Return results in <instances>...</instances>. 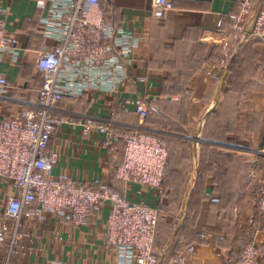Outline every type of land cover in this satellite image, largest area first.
I'll return each mask as SVG.
<instances>
[{"label": "crops", "instance_id": "crops-1", "mask_svg": "<svg viewBox=\"0 0 264 264\" xmlns=\"http://www.w3.org/2000/svg\"><path fill=\"white\" fill-rule=\"evenodd\" d=\"M173 1L174 8L158 19L152 16V0H101L105 21L140 43L123 60L127 78L116 93L83 91L61 102L59 110L74 124L62 127L50 142L49 151L59 154L53 175L86 186L110 184L131 201L159 203L178 213L162 217L159 264L184 258L191 264H225L252 241L261 246L259 264H264V224L257 210L264 176V45L233 38L242 0ZM50 8L51 3L38 7L37 0H0V21L19 42L18 58L6 54L0 62V73L11 85L0 90V116L24 120L37 105L43 83L38 51L57 44L45 24ZM246 50L253 53L250 61ZM178 73L184 90L164 93ZM138 100L173 122L174 133L141 123L134 113ZM88 120L173 140L166 141L171 166L162 193L116 183L113 160L122 152L115 155L104 147L100 133L86 135L79 123ZM16 195L13 183L0 178V232L6 238L0 264H116L115 252L106 245L107 210L83 225L71 217L23 215L18 246L11 248L15 221L5 212ZM36 210L34 204L26 209Z\"/></svg>", "mask_w": 264, "mask_h": 264}, {"label": "built area", "instance_id": "built-area-1", "mask_svg": "<svg viewBox=\"0 0 264 264\" xmlns=\"http://www.w3.org/2000/svg\"><path fill=\"white\" fill-rule=\"evenodd\" d=\"M101 0H37L40 8L51 3L45 21L47 33L57 42L52 48L38 51L36 67L43 76L35 109L21 118L0 116V178L9 180L17 195L9 199L5 216L15 221L11 248L18 246V229L23 215L51 214L71 217L83 225L96 214L107 210L106 245L115 252L116 264H159L156 233L159 208L134 202L125 193L107 186L94 190L68 178L53 175L59 154L49 151L53 136L64 126L74 124L59 106L69 94L83 91L116 93L127 78L123 60L140 43L134 34L119 30L105 21ZM152 16L164 18L174 8L173 0H152ZM253 23L251 32L247 31ZM233 38H249L264 45V0H242L234 17ZM6 54L19 55V42L9 35L0 21V62ZM0 73V90L10 88ZM134 112L143 123L148 115L145 100L135 102ZM87 135H102V144L111 151L124 146L123 160L112 166L116 178L125 185H138L156 192L161 190L168 164V149L156 135L139 128L118 131L93 120L79 123ZM36 205L35 212L26 209ZM264 219V176L259 178L258 207ZM6 231V228H5ZM0 232V245L5 242ZM194 248L190 247L192 254ZM262 248L248 243L242 254L225 264H259ZM56 264H65L57 262ZM169 264H191L189 259Z\"/></svg>", "mask_w": 264, "mask_h": 264}, {"label": "trees", "instance_id": "trees-1", "mask_svg": "<svg viewBox=\"0 0 264 264\" xmlns=\"http://www.w3.org/2000/svg\"><path fill=\"white\" fill-rule=\"evenodd\" d=\"M245 56H246V59L248 61L252 60L253 59V53L252 52H249L248 50L245 51ZM41 74V73H40ZM184 77H182V74L181 73H178V77H171L170 80H171V83L170 84H165V86L163 87V91L164 93L166 92V94H170L171 96L174 95L175 93L177 92H182L184 90V87H185V81H183ZM183 81V82H182ZM65 99V98H64ZM153 104V103H152ZM148 115L147 117L145 118V120L143 121V124L146 126H151L153 128H155L156 130L158 131H163V132H166V133H174V130H175V126H174V123L171 122V121H168V120H165L166 118H163L162 116L159 118L157 117V114L154 113V110H152V107H150L148 109ZM135 113V112H134ZM118 130V129H117ZM118 131H123V130H118ZM149 134H153V135H156L158 136L159 138H161L165 144H166V141L169 142L168 144L170 143H173V140L169 139L168 136L164 135V134H158V133H153V132H149V131H145ZM166 147H167V144H166ZM168 149V164H167V167H166V171H165V176H164V182L162 184V187H161V190L160 192L162 193L163 191V188H164V184H165V180H166V176L169 172V168L171 166V153L169 151V148L167 147ZM114 152L113 154L117 153V152H122V155L120 158H115L113 160V165H118L121 163V161L123 160V156H124V146L122 143H119L116 147V150L112 151ZM116 155V154H115ZM114 155V157H116ZM114 175V178L116 179V183L118 184H123L125 186V184L118 180L115 176V174L113 173ZM108 188L118 192V193H125L124 191H120L118 189H114L112 185H106ZM94 190H98L100 189V187H96V186H88ZM185 200V199H184ZM157 207L159 208V221H158V226H157V233H156V242H157V235H158V229H159V226L160 224L161 225H164L165 226V223L166 221L162 219V217H176V214L179 215L178 213H175L174 211H171L167 208H163L161 204H157ZM183 208H184V205L180 208V212L179 213H183ZM194 220V217H191V215L189 216L188 218V221H193Z\"/></svg>", "mask_w": 264, "mask_h": 264}, {"label": "water", "instance_id": "water-1", "mask_svg": "<svg viewBox=\"0 0 264 264\" xmlns=\"http://www.w3.org/2000/svg\"><path fill=\"white\" fill-rule=\"evenodd\" d=\"M252 29H253V23L248 26L247 31L251 32Z\"/></svg>", "mask_w": 264, "mask_h": 264}, {"label": "rangeland", "instance_id": "rangeland-1", "mask_svg": "<svg viewBox=\"0 0 264 264\" xmlns=\"http://www.w3.org/2000/svg\"><path fill=\"white\" fill-rule=\"evenodd\" d=\"M260 217V216H259ZM258 222H260L261 224L263 223L264 224V219L263 218H258Z\"/></svg>", "mask_w": 264, "mask_h": 264}]
</instances>
